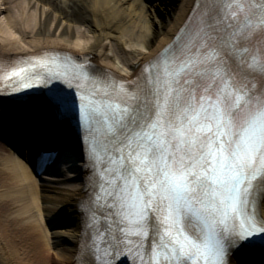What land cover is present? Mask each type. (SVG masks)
<instances>
[{"label":"snow or ice","instance_id":"obj_1","mask_svg":"<svg viewBox=\"0 0 264 264\" xmlns=\"http://www.w3.org/2000/svg\"><path fill=\"white\" fill-rule=\"evenodd\" d=\"M195 11L191 30L134 89L67 57L0 65L14 91L40 80L43 112L63 120L76 118V100L48 85L75 84L94 137L90 204L106 208L119 233L104 256L123 247L140 264H243L245 253H264V0H203ZM16 125L27 133L45 121L24 112Z\"/></svg>","mask_w":264,"mask_h":264},{"label":"bare ground","instance_id":"obj_2","mask_svg":"<svg viewBox=\"0 0 264 264\" xmlns=\"http://www.w3.org/2000/svg\"><path fill=\"white\" fill-rule=\"evenodd\" d=\"M194 1L172 0L169 20L159 23L160 36L151 44L155 34L145 17L142 0H0V65L61 52L83 59L99 72L132 79L170 43ZM92 24L93 29L86 32L80 29ZM43 98V94L13 98L0 94V110L4 113L0 124V188L26 187L40 202L42 196L34 177L35 150L53 142L59 144L65 156L75 159L56 169L49 167L42 175L40 180L48 183L45 192L50 193L45 198L51 205H47L46 230L41 232L39 226H32L26 234L29 244L23 243L19 231L10 228L14 216H2L0 207V264H73L79 251L81 205L87 196L88 172L78 158L81 148L72 128L43 112ZM24 112L41 114L46 134L41 130H17V118ZM50 133L55 138L51 141L46 139ZM5 192L0 197L9 195ZM260 213L264 215V207ZM51 225L57 229L49 230ZM248 257L264 264V256L256 253L248 252L239 258L246 263L244 259Z\"/></svg>","mask_w":264,"mask_h":264},{"label":"rangeland","instance_id":"obj_3","mask_svg":"<svg viewBox=\"0 0 264 264\" xmlns=\"http://www.w3.org/2000/svg\"><path fill=\"white\" fill-rule=\"evenodd\" d=\"M142 2L143 6L145 7V17L147 18L148 22L152 24L151 31L155 34L154 39L150 40V43L154 44L160 36L158 34L159 23L166 22L167 20H169L170 8L171 6H173V2L172 0H142ZM96 20H98V18ZM144 21H146V19H144ZM89 28L93 29V24L92 27H80V29L84 30V32L90 30ZM75 33H77V31L74 32V34ZM41 176L42 175H34L35 179L38 181V185L36 186V188L42 196L40 198V202L39 200L37 201L34 199L33 195L26 187H12L7 189H5L6 187L0 188V194H3L5 190L9 194L8 196L0 197V207H2V216H14L12 222L10 223V228L14 231H19L21 233V236H23V243L26 244H29V238L26 234L32 230V226H39L41 232L43 231V229L46 230L45 217L49 212V208L47 209V205L49 206L51 204L50 200L47 199V197L45 198V196L49 197L50 193L45 192L47 188L46 185H48V183L41 181ZM40 206L42 207L41 210ZM2 220L3 217L1 218V221ZM55 229H57V227H53V225H51L49 228V230L51 231ZM244 260H246V263L244 262L243 264L259 263L254 258H248V260L245 258Z\"/></svg>","mask_w":264,"mask_h":264}]
</instances>
